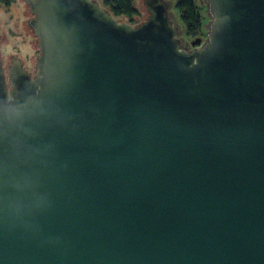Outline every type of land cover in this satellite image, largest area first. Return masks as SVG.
I'll return each mask as SVG.
<instances>
[{"label":"water","instance_id":"obj_1","mask_svg":"<svg viewBox=\"0 0 264 264\" xmlns=\"http://www.w3.org/2000/svg\"><path fill=\"white\" fill-rule=\"evenodd\" d=\"M32 74L0 57V264H264V0H23Z\"/></svg>","mask_w":264,"mask_h":264},{"label":"rangeland","instance_id":"obj_2","mask_svg":"<svg viewBox=\"0 0 264 264\" xmlns=\"http://www.w3.org/2000/svg\"><path fill=\"white\" fill-rule=\"evenodd\" d=\"M170 3V11L175 23L179 26V38L190 48L201 45L207 36L208 25L211 17L205 0H194L203 18L202 31L197 37H188L179 19V14L174 8L175 0H167ZM135 8L138 14L132 22L127 17H118L122 21L136 24L145 19L146 9L142 0H135ZM28 6L23 0H14L10 6L0 4V57L5 68L10 62L9 55H15L23 61L24 66L30 72L35 71V61L39 53L36 38L32 30L26 25V20L31 17Z\"/></svg>","mask_w":264,"mask_h":264},{"label":"trees","instance_id":"obj_3","mask_svg":"<svg viewBox=\"0 0 264 264\" xmlns=\"http://www.w3.org/2000/svg\"><path fill=\"white\" fill-rule=\"evenodd\" d=\"M115 17H127L135 22L133 17L138 14L135 0H98ZM14 0H0V4L10 6ZM174 8L179 14V19L184 27L186 36L197 37L203 26V18L194 0H175Z\"/></svg>","mask_w":264,"mask_h":264},{"label":"flooded vegetation","instance_id":"obj_4","mask_svg":"<svg viewBox=\"0 0 264 264\" xmlns=\"http://www.w3.org/2000/svg\"><path fill=\"white\" fill-rule=\"evenodd\" d=\"M4 67V66H3ZM5 73L7 72V68L4 67ZM28 70V69H27ZM29 71V70H28ZM32 73V72H31ZM33 74V73H32Z\"/></svg>","mask_w":264,"mask_h":264}]
</instances>
